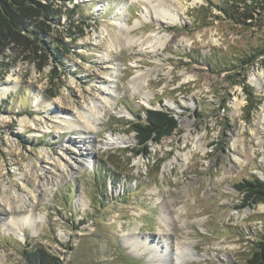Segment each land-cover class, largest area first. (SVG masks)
<instances>
[{
    "label": "rangeland",
    "instance_id": "374dc122",
    "mask_svg": "<svg viewBox=\"0 0 264 264\" xmlns=\"http://www.w3.org/2000/svg\"><path fill=\"white\" fill-rule=\"evenodd\" d=\"M42 2L57 14L24 21L44 43L22 31L0 49V264H23L35 244L63 264H161L175 245L183 264L243 263L264 236V204L241 207L233 187L264 180V0H180L167 24L144 16L146 0ZM125 14L134 38L158 32L166 43L125 44L113 22ZM116 70L109 106L102 91ZM91 105L94 131L85 137L82 120L64 128ZM161 106L177 128L134 156L128 122ZM109 134L127 140L103 145ZM30 213L20 238L2 228Z\"/></svg>",
    "mask_w": 264,
    "mask_h": 264
},
{
    "label": "trees",
    "instance_id": "16d2710c",
    "mask_svg": "<svg viewBox=\"0 0 264 264\" xmlns=\"http://www.w3.org/2000/svg\"><path fill=\"white\" fill-rule=\"evenodd\" d=\"M42 1L0 0V49L5 45L8 36L13 33L20 35L22 31L27 34L32 33L36 41L44 43L43 39L39 36L40 32L38 29H35L36 26L32 28L30 23L24 21L35 15L47 19L57 14L56 10H53L49 4ZM74 13V10L69 9L66 11V17ZM253 57H241L239 61L245 65ZM128 124L132 128L131 131L134 132L135 144L137 146L134 156L144 155L147 157L151 152V143H159L163 137L173 134L177 128L178 120L172 110L161 106V108L144 109L143 113L136 114L134 122H128ZM233 187L242 195L241 207L252 206L258 203L264 204V180L252 177L251 179L234 183ZM79 223L85 222L84 220H80ZM76 229L79 228L76 227ZM21 254L23 264H63V260L57 255L38 244L21 250ZM241 264H264V236L262 234H255L254 246L251 248V253Z\"/></svg>",
    "mask_w": 264,
    "mask_h": 264
},
{
    "label": "bare ground",
    "instance_id": "6f19581e",
    "mask_svg": "<svg viewBox=\"0 0 264 264\" xmlns=\"http://www.w3.org/2000/svg\"><path fill=\"white\" fill-rule=\"evenodd\" d=\"M148 3H150L151 5V9L152 11H150L149 9H146V13L144 14L145 17H149L151 19H154L156 22H161V23H172L175 21V17L174 14H176L175 9L178 8V3H180V0H172L173 3H175L176 5L174 6V8H169L167 7V0H158L157 4H153L152 0H146ZM198 1V0H195ZM178 4V5H177ZM126 6V5H125ZM125 6H122L121 8L118 9L119 12H123ZM124 13V12H123ZM126 14L124 17L118 16L116 19H113L114 24H116L119 27V30L125 29L126 30V39H124V43H131V44H138L140 45V47H142L143 45H147L148 47H150L153 50H157L159 49V47H162L167 39H168V35H161L158 32H154L153 34H150L146 37V39H142L141 37H136L130 34V29L132 28V26H128L126 23ZM138 23V22H137ZM127 25V26H126ZM154 43H156L154 45ZM124 45V44H123ZM142 49V48H141ZM118 70L112 72L109 77L106 79L108 82L106 84L107 86V91H102L103 93V98H104V103L107 105H111L113 106L115 104V98H117L118 96V87L116 86V81L119 80V76H118ZM142 73L139 72L137 73V75H141ZM131 88L133 92H137L141 93V96L144 97L145 100L148 99L147 95H145V93L140 92L139 90L141 89V84L135 79L131 81ZM6 91L8 90V88H5ZM4 89V91H5ZM9 92V91H8ZM112 95L114 97H112ZM97 101H93V103L96 104ZM96 105H91V106H87V112H79L78 117H64V119H62L64 125H65V129H73L75 127H79L81 128L82 126L79 124L80 120L84 121V128L85 130H83V132L85 133V137L86 135H88L89 131L91 130H95L96 128V124L97 122L100 120V115L101 113L96 111V107H94ZM113 109V107L111 108ZM125 111H117V113H123ZM23 120H21L22 122ZM61 128V127H59ZM108 137L110 138V140H107L103 145H117V144H124L127 140V138H124L120 135H113V134H109ZM197 148H201L200 144L197 145ZM89 152L86 153V155H84L85 157L82 158V160L86 161V157L88 156ZM187 158V157H186ZM263 161H264V156L262 157ZM81 160V161H82ZM187 160V159H186ZM237 162L240 160L239 158H236ZM81 161H79V166L81 167L82 165H84ZM77 164V165H78ZM31 222V223H30ZM36 222V218H33L31 213L29 215H26L20 219L17 220H7L5 222H2V228L5 230H10V231H14V234H16V236L18 238L21 237V235H23V231H22V227L24 225L27 224H31V226H33ZM131 241L133 242L134 239L131 238ZM134 243V242H133ZM136 247H139L140 244L136 243L135 245ZM168 244L166 243V248H167ZM149 247V246H148ZM176 248V252L173 251L172 256L168 257V255L166 254V251L161 252V254H159L157 256V258L159 259V261L161 262V264H175L177 262H179L180 264H183L185 262V258L183 256V254H180V246L175 245ZM149 249L151 250L152 248L149 247ZM189 252L191 254V250L189 249ZM192 256H194V254L189 255V259L193 258ZM200 257V256H198ZM196 257V258H198ZM182 258H184V260H182ZM160 264V263H159Z\"/></svg>",
    "mask_w": 264,
    "mask_h": 264
}]
</instances>
